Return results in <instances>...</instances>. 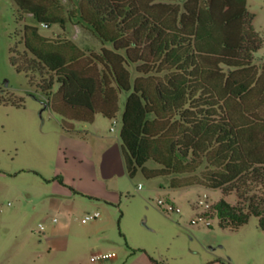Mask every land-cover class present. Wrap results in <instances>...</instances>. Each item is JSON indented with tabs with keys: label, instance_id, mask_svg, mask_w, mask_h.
<instances>
[{
	"label": "trees",
	"instance_id": "obj_1",
	"mask_svg": "<svg viewBox=\"0 0 264 264\" xmlns=\"http://www.w3.org/2000/svg\"><path fill=\"white\" fill-rule=\"evenodd\" d=\"M13 1L24 49L10 48L11 64L42 90L67 132L97 114L115 118L126 93L130 178L141 170L175 189H220L211 214L221 227L237 230L256 216L264 230V63H255L264 38L248 0H80L72 11L62 0ZM74 18L103 42L100 52L40 32Z\"/></svg>",
	"mask_w": 264,
	"mask_h": 264
},
{
	"label": "rangeland",
	"instance_id": "obj_2",
	"mask_svg": "<svg viewBox=\"0 0 264 264\" xmlns=\"http://www.w3.org/2000/svg\"><path fill=\"white\" fill-rule=\"evenodd\" d=\"M79 1L62 0L67 11L75 10ZM248 9L264 38V0H248ZM17 14L13 0H0V264H151L149 257L160 264H264V230L258 217L237 230L221 227L216 216L211 227L192 224L199 198L207 194L216 202L223 197L220 189L195 185L173 190L170 178L148 179L140 170L129 178V192L120 202H97L77 193L64 200V210L51 205L52 185L45 179L53 176L61 154L56 120L61 116L47 106L37 84L11 64L10 48L17 44L24 49L15 34ZM26 23L35 24L33 16ZM40 32L70 39L88 55L104 47L77 18L64 29L40 26ZM255 63L260 66L262 61L255 58ZM126 98L122 93L120 112L109 121V129L118 122L117 132L109 131L112 135L121 133ZM147 166L158 167L153 162ZM159 199L181 206L182 213L165 212ZM227 200L236 203V194ZM96 211L100 218L83 222ZM99 252L116 256L92 262Z\"/></svg>",
	"mask_w": 264,
	"mask_h": 264
},
{
	"label": "crops",
	"instance_id": "obj_3",
	"mask_svg": "<svg viewBox=\"0 0 264 264\" xmlns=\"http://www.w3.org/2000/svg\"><path fill=\"white\" fill-rule=\"evenodd\" d=\"M263 48L255 55L256 60L260 59L262 64ZM56 120L61 127V154L53 176L46 177V181L52 185L51 205L64 210V200L73 198L77 193H83L97 202L122 201L124 194L129 192L127 182L130 175L126 167L121 133H109L117 132V129H109L110 119L97 114L93 123L73 122L72 132L64 129L62 118ZM58 175L63 182L56 179Z\"/></svg>",
	"mask_w": 264,
	"mask_h": 264
},
{
	"label": "built area",
	"instance_id": "obj_4",
	"mask_svg": "<svg viewBox=\"0 0 264 264\" xmlns=\"http://www.w3.org/2000/svg\"><path fill=\"white\" fill-rule=\"evenodd\" d=\"M46 27V26H45ZM118 122L114 120V126L111 128L112 131H115V125ZM142 188V185L139 186V189ZM214 202H212L207 194H204L203 197H200L198 200V207L200 208L199 212L195 215L192 219V224L200 225L203 224L204 226L211 227L213 225V216L211 214ZM158 205L167 213H182L181 206L177 205L176 203L170 200L159 199ZM101 217V213L96 211L94 213H89L85 215L83 218V222H88L91 220H95ZM56 220V218L54 219ZM41 228H44V225L41 224ZM116 256L115 253H104L99 252L92 255L91 260L92 262H103L110 259H113Z\"/></svg>",
	"mask_w": 264,
	"mask_h": 264
}]
</instances>
